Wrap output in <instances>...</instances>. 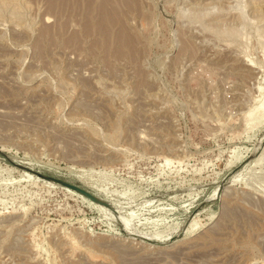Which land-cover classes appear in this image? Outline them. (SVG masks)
Wrapping results in <instances>:
<instances>
[{
  "label": "rangeland",
  "instance_id": "obj_1",
  "mask_svg": "<svg viewBox=\"0 0 264 264\" xmlns=\"http://www.w3.org/2000/svg\"><path fill=\"white\" fill-rule=\"evenodd\" d=\"M0 153L109 205L0 155V264H264V0H0Z\"/></svg>",
  "mask_w": 264,
  "mask_h": 264
},
{
  "label": "water",
  "instance_id": "obj_2",
  "mask_svg": "<svg viewBox=\"0 0 264 264\" xmlns=\"http://www.w3.org/2000/svg\"><path fill=\"white\" fill-rule=\"evenodd\" d=\"M0 155L8 162L10 163L14 168L23 171V172H27L32 174L33 176L37 177L39 180L44 181V182H48L50 184H53L55 186H58L60 188H64L67 190H70L78 195H80L81 197L85 198L86 200L90 201L91 203L98 205L100 207H104V208H108L109 209V205L107 203H105L104 201H102L100 198L92 195L91 193L77 187L74 185H71L69 183H66L64 181L52 178V177H48L46 175L41 174L38 171H35L34 169L28 168L24 165L15 163L14 161H12L9 157H7L6 155L0 153Z\"/></svg>",
  "mask_w": 264,
  "mask_h": 264
},
{
  "label": "bare ground",
  "instance_id": "obj_3",
  "mask_svg": "<svg viewBox=\"0 0 264 264\" xmlns=\"http://www.w3.org/2000/svg\"><path fill=\"white\" fill-rule=\"evenodd\" d=\"M100 9H101V8H100ZM104 9H105V7H104ZM107 11H108V10H107ZM102 13H104V12H101V14H102ZM103 16H104V15H103ZM99 29H100V28H99ZM79 197H80V196H79Z\"/></svg>",
  "mask_w": 264,
  "mask_h": 264
}]
</instances>
